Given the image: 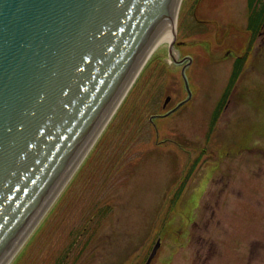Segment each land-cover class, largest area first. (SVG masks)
I'll return each instance as SVG.
<instances>
[{"label":"rangeland","instance_id":"1","mask_svg":"<svg viewBox=\"0 0 264 264\" xmlns=\"http://www.w3.org/2000/svg\"><path fill=\"white\" fill-rule=\"evenodd\" d=\"M252 8L180 0L179 54L165 43L144 60L9 264H145L158 238L151 264H264V9L252 21ZM169 96V110L186 102L155 118Z\"/></svg>","mask_w":264,"mask_h":264},{"label":"water","instance_id":"2","mask_svg":"<svg viewBox=\"0 0 264 264\" xmlns=\"http://www.w3.org/2000/svg\"><path fill=\"white\" fill-rule=\"evenodd\" d=\"M176 2L0 0V264L12 261L86 158ZM176 41L175 31L171 55ZM160 246L161 238L146 264Z\"/></svg>","mask_w":264,"mask_h":264},{"label":"bare ground","instance_id":"3","mask_svg":"<svg viewBox=\"0 0 264 264\" xmlns=\"http://www.w3.org/2000/svg\"><path fill=\"white\" fill-rule=\"evenodd\" d=\"M179 3H180V0H177L176 4L172 8L171 12L169 13L168 17L166 18V20L164 21L163 25L161 26L160 30L157 33L158 34V40L156 41L155 45L153 46V48H151L150 51L147 50V52H145L143 58L144 57H147L146 59H148L149 56H151L152 53L160 45L165 44V43H171V41L173 40L174 35H175V31H176V22H177L176 21L177 20L176 19V13H177V10H178ZM143 62L144 61H142L141 64L139 62V64L142 65ZM137 67H136V69H137ZM137 72H138V70H137ZM137 72L136 71H135V73L133 72L134 75L132 76V78L129 81V83L127 84V86L123 88V90L121 91V93L119 94V96L117 97V99L115 100V102L113 103V105L110 107V109L108 110V112L104 116V118L102 120V123H101V126H100L99 129H103L104 126L106 127V125H108L107 123L109 122V120H111L114 117V116L112 117V115L115 112V110H116V108L118 106V103H120V101L122 100V98L124 97V95L126 94V92L128 91V89L130 87V84L133 83L132 81H133L135 75L137 74ZM99 129L96 130V133H95V136L94 137H96V134L98 133Z\"/></svg>","mask_w":264,"mask_h":264},{"label":"flooded vegetation","instance_id":"4","mask_svg":"<svg viewBox=\"0 0 264 264\" xmlns=\"http://www.w3.org/2000/svg\"><path fill=\"white\" fill-rule=\"evenodd\" d=\"M248 2H249V5L253 7L252 8L253 11H254V7H255V11H254L255 13H253L251 19H252V21H256V16L258 14L261 15V13H262V11L264 9V0H248ZM255 14H256V16H255ZM258 25H259V30H258V34L256 35V38H255V44H256V42L258 40H260L262 37H264V19L263 20H260ZM188 67H189V65L187 64L186 61H184L182 68L183 69H187ZM235 95H236V87H235V89H232L231 88L228 96L226 97V100H225L224 105L220 109L218 118L220 117V115L224 114L227 111V109L229 108V105L232 102H234ZM168 106H169V104L166 107H164V105H163V109H165V110L168 109L169 110V107ZM172 109L173 108H170V110H172ZM162 116H163V114H158V115H155V118H160ZM89 239H92V237H87V240H89ZM90 243H91V241H86L84 243L85 245H84V247L82 249H87L88 248V244H90ZM151 251H152V248H151L149 254L146 255V260L149 257Z\"/></svg>","mask_w":264,"mask_h":264},{"label":"trees","instance_id":"5","mask_svg":"<svg viewBox=\"0 0 264 264\" xmlns=\"http://www.w3.org/2000/svg\"><path fill=\"white\" fill-rule=\"evenodd\" d=\"M80 257V256H79Z\"/></svg>","mask_w":264,"mask_h":264}]
</instances>
